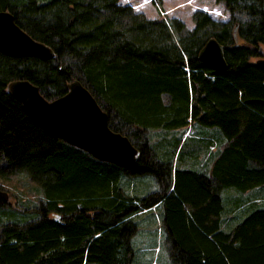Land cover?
<instances>
[{
  "label": "trees",
  "instance_id": "16d2710c",
  "mask_svg": "<svg viewBox=\"0 0 264 264\" xmlns=\"http://www.w3.org/2000/svg\"><path fill=\"white\" fill-rule=\"evenodd\" d=\"M216 2L230 19L197 10L189 30L121 0H0L55 52H0V179L25 175L43 195L26 213L0 209V264H140L138 218L152 209L172 264H264V67L252 61L264 0ZM211 38L226 70L199 62ZM16 79L47 99L81 81L138 160L120 167L50 134L8 93Z\"/></svg>",
  "mask_w": 264,
  "mask_h": 264
},
{
  "label": "water",
  "instance_id": "95a60500",
  "mask_svg": "<svg viewBox=\"0 0 264 264\" xmlns=\"http://www.w3.org/2000/svg\"><path fill=\"white\" fill-rule=\"evenodd\" d=\"M0 52L11 57L55 58L54 50L23 30L9 10L0 11ZM260 56L256 63L264 67L262 49ZM198 59L201 64L216 71L228 68L225 47L215 38L207 41ZM7 91L47 132L96 159L120 167L131 166L138 160L139 149L126 135L110 127L108 113L81 81H72L68 85V92L54 99H47L40 88L27 79L9 82ZM9 199V193L0 188V207L7 204Z\"/></svg>",
  "mask_w": 264,
  "mask_h": 264
},
{
  "label": "rangeland",
  "instance_id": "374dc122",
  "mask_svg": "<svg viewBox=\"0 0 264 264\" xmlns=\"http://www.w3.org/2000/svg\"><path fill=\"white\" fill-rule=\"evenodd\" d=\"M121 3L132 6L136 12L144 13L151 19H178L189 30L195 27L193 14L197 10L207 12L216 20L228 21L230 19L228 10L216 0H162L160 4L154 0H121ZM262 50L264 51V47ZM260 57L253 58L252 61L256 62ZM195 131L193 127H187L179 133L187 138L195 135ZM152 185V190L158 189L156 182ZM0 188L10 195L8 203L0 209L26 213L27 208H33L43 198L38 186L25 175L16 174L9 180L0 179ZM138 221L140 232L135 239L136 259L140 261V264H172L169 259V244L159 211L152 209L145 212L138 218Z\"/></svg>",
  "mask_w": 264,
  "mask_h": 264
},
{
  "label": "crops",
  "instance_id": "0c3cea01",
  "mask_svg": "<svg viewBox=\"0 0 264 264\" xmlns=\"http://www.w3.org/2000/svg\"><path fill=\"white\" fill-rule=\"evenodd\" d=\"M189 128H191V127H193L194 128V126L193 125H190V126H188ZM187 128V127H186ZM195 129V128H194ZM196 130V129H195ZM196 132V131H195ZM195 132H194V134H195ZM190 136V135H189ZM192 136V135H191ZM169 257V256H168ZM170 259V258H169Z\"/></svg>",
  "mask_w": 264,
  "mask_h": 264
}]
</instances>
